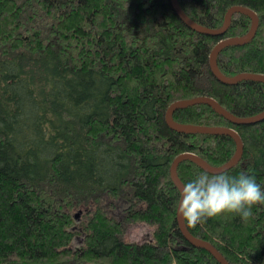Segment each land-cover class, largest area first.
<instances>
[{
  "label": "trees",
  "instance_id": "obj_1",
  "mask_svg": "<svg viewBox=\"0 0 264 264\" xmlns=\"http://www.w3.org/2000/svg\"><path fill=\"white\" fill-rule=\"evenodd\" d=\"M177 1L209 29L233 6L252 10L255 35L224 46L216 65L229 78L264 76V0ZM251 23L234 12L222 35H210L186 25L170 0H0V264H220L182 234L170 166L185 152L221 166L236 142L178 132L165 113L203 96L237 117L264 110L263 80L225 84L209 65L213 47ZM171 118L235 130L242 154L222 173L254 176L264 190V120L234 124L206 103ZM205 172L190 159L176 168L182 185ZM251 211L184 225L227 264H264V204ZM133 223L148 236L124 240Z\"/></svg>",
  "mask_w": 264,
  "mask_h": 264
},
{
  "label": "water",
  "instance_id": "obj_2",
  "mask_svg": "<svg viewBox=\"0 0 264 264\" xmlns=\"http://www.w3.org/2000/svg\"><path fill=\"white\" fill-rule=\"evenodd\" d=\"M170 1H171L172 7L174 8L176 14L179 16V18L186 25H188L193 30H196L198 32H202L205 34H210V35H222L227 30L229 23H230L231 15L234 12H242V13L249 15L251 17V20H252L249 32L246 35L242 36L241 38H228V39L220 40L211 50V53L209 56V65H210V69H211L212 73L214 74V76L220 82L225 83V84H234L242 78L259 79V80L264 81V76L252 75V74H247V75L241 74V75H238L237 77L229 78V77L223 75L219 71V69L216 65V56H217L218 52L224 46L229 45V44L243 45V44L247 43L248 41H250L253 38V36L255 35L257 24H258V18L252 10L241 7V6H233L227 11L225 22L220 28L209 29V28H206V27H203V26L197 24L196 22H194L190 18H188L183 13V11L181 10L177 0H170ZM198 103H206V104L213 106V108L220 115L224 116L227 120H229L230 122H232L234 124H255V123H258V122L264 120V110H262L261 112L255 114L253 116L237 117V116L229 113L228 111L224 110L223 108L219 107V105L216 103V101L214 99H212L210 97H206V96L195 97V98H191L188 100H179V101L172 103L168 107V109L165 113V120H166V123L168 124V126L170 128H172L178 132H182V133H190V132L211 133V134L225 133V134L232 136L236 142L235 154L233 155V157L228 162H226L225 164H223L221 166H211L192 153L185 152V153L178 155L173 160V162L170 166V175H171L173 182L178 187L179 191L181 190L182 184H181V182H180V180L176 174V168H177L178 163L181 160H184V159L193 160L206 172H209L211 174H218V173H222V172L230 169L231 167H233L239 161L241 154H242L241 139H240L238 133L231 128H211V127H204V126L185 125V124L176 123L172 120L171 115H172V112L175 108L185 107V106L198 104ZM179 201H180V199H179ZM176 219H177V222H178V225H179V228H180L182 234L184 235L185 239L191 245H193L195 247L204 248L210 254H212V256L216 260H218V262L220 264H227V262L225 261L223 256L211 244L192 236L187 231V229L184 225V220L182 218H180L177 213H176Z\"/></svg>",
  "mask_w": 264,
  "mask_h": 264
},
{
  "label": "clouds",
  "instance_id": "obj_3",
  "mask_svg": "<svg viewBox=\"0 0 264 264\" xmlns=\"http://www.w3.org/2000/svg\"><path fill=\"white\" fill-rule=\"evenodd\" d=\"M258 204H264V190L254 176L205 172L182 185L176 211L187 226L195 227L223 213H236L246 220Z\"/></svg>",
  "mask_w": 264,
  "mask_h": 264
},
{
  "label": "rangeland",
  "instance_id": "obj_4",
  "mask_svg": "<svg viewBox=\"0 0 264 264\" xmlns=\"http://www.w3.org/2000/svg\"><path fill=\"white\" fill-rule=\"evenodd\" d=\"M149 227L143 223L129 224L122 233V238L126 241H139L148 236Z\"/></svg>",
  "mask_w": 264,
  "mask_h": 264
}]
</instances>
